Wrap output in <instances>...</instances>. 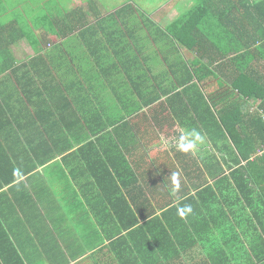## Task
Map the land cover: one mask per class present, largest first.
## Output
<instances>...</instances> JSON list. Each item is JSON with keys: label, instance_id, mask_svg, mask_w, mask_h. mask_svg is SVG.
I'll return each mask as SVG.
<instances>
[{"label": "crops", "instance_id": "1", "mask_svg": "<svg viewBox=\"0 0 264 264\" xmlns=\"http://www.w3.org/2000/svg\"><path fill=\"white\" fill-rule=\"evenodd\" d=\"M261 1L212 0L216 20L188 22L196 0H0V264L255 262L240 236L255 229L225 224L195 170L216 165L206 108L241 104L237 123L264 103L237 84L264 80ZM209 46L236 51L190 50ZM198 62L216 75L192 82ZM180 129L207 143L164 149Z\"/></svg>", "mask_w": 264, "mask_h": 264}, {"label": "trees", "instance_id": "2", "mask_svg": "<svg viewBox=\"0 0 264 264\" xmlns=\"http://www.w3.org/2000/svg\"><path fill=\"white\" fill-rule=\"evenodd\" d=\"M249 10H253L257 16H263L264 0L254 3V7ZM217 13L218 11L212 0H196L189 13L182 20L188 22H209V18L211 20L217 19ZM221 17L219 12L218 19ZM260 42L263 45L256 48H258L257 50L260 53L264 54V42ZM212 49L221 53L224 58L236 51L232 49L225 51L222 48L218 49L213 46L212 48L209 46L198 50L190 47L193 53H198V58H201L207 52H213ZM207 54L210 55L209 53ZM210 56L212 58L215 57L213 55ZM211 66L210 64L208 67ZM207 70L206 67L198 62L194 73L190 76V80L194 82L196 79L201 80L202 77L207 75H216L214 71ZM244 77L245 79L243 80H237L238 86L240 81L242 82L241 87L247 86L246 90L240 89L243 92V96L249 99L264 100V80L261 77L253 80L249 79L248 76ZM125 88L126 84L118 90L123 96L132 91L131 88ZM177 97H180L179 93ZM155 98L150 99L148 105L154 103L156 101ZM202 108L204 106L195 105L194 108L192 106L188 110L192 115L198 116V120H200L199 116H201ZM147 109H149V106ZM234 111H243L242 105H224L217 108L215 104L212 108L210 106L206 108L205 112L207 114L202 116H209L211 120L201 127L210 129V132L216 135V138L210 140L216 152V165L210 164L205 170L196 169L195 173L198 175L208 173L211 179H216L215 186L210 187V189L213 190L212 194L214 195L212 197L217 201V211L224 214V217L223 214L221 215L223 221L224 218L227 220V222L224 221L225 224L233 220V226H237L241 230L251 231L255 229L254 234L243 233L240 236L244 239L246 238L253 248L254 258L256 259L253 264H264V256L262 252H258L264 246V103L260 108L255 109L254 112L251 111L247 116H244L243 120L239 119L237 123H232L231 121L232 117L230 115ZM246 121H248L247 130L243 129V127L240 128L239 124L245 126ZM103 124L106 125L105 123ZM100 130L104 131V126L98 129V131ZM251 137L252 141L249 144L247 141ZM227 172L229 174L226 175ZM3 189L4 186L0 185V190L4 191ZM230 238L227 243L231 242L232 239ZM221 242L224 245L227 244L222 240ZM224 254L227 255L228 253L224 252ZM227 262V259H219L217 264H226Z\"/></svg>", "mask_w": 264, "mask_h": 264}, {"label": "clouds", "instance_id": "3", "mask_svg": "<svg viewBox=\"0 0 264 264\" xmlns=\"http://www.w3.org/2000/svg\"><path fill=\"white\" fill-rule=\"evenodd\" d=\"M207 143L206 137L199 131L192 129H180L179 134L175 137H165L161 135L160 144L164 149H170L173 145L176 151L182 154H196L198 149ZM15 175L20 176L19 170H15ZM170 184L173 193L180 188V173L173 172L170 175ZM192 212L190 205H184L177 209L178 216L183 219Z\"/></svg>", "mask_w": 264, "mask_h": 264}, {"label": "rangeland", "instance_id": "4", "mask_svg": "<svg viewBox=\"0 0 264 264\" xmlns=\"http://www.w3.org/2000/svg\"><path fill=\"white\" fill-rule=\"evenodd\" d=\"M117 2L119 1V3H117V4H115L114 6H113V8H118V7H120L122 4L120 3L121 2V0H116ZM188 1H190V0H188ZM126 2H129V0H124V3H126ZM183 2H184V0H183ZM185 2H186V0H185ZM98 5H96V7H97ZM113 12V11H112Z\"/></svg>", "mask_w": 264, "mask_h": 264}]
</instances>
